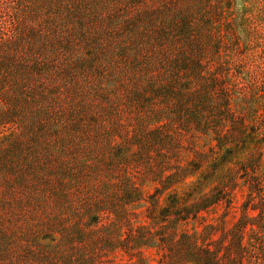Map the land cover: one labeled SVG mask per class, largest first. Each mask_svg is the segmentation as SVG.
Masks as SVG:
<instances>
[{"label": "rangeland", "instance_id": "1", "mask_svg": "<svg viewBox=\"0 0 264 264\" xmlns=\"http://www.w3.org/2000/svg\"><path fill=\"white\" fill-rule=\"evenodd\" d=\"M0 264H264V0H0Z\"/></svg>", "mask_w": 264, "mask_h": 264}]
</instances>
